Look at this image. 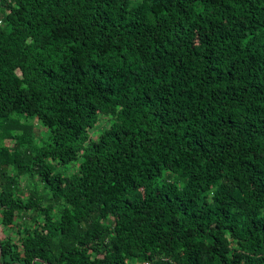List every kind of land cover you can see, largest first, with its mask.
Wrapping results in <instances>:
<instances>
[{
  "label": "trees",
  "instance_id": "1",
  "mask_svg": "<svg viewBox=\"0 0 264 264\" xmlns=\"http://www.w3.org/2000/svg\"><path fill=\"white\" fill-rule=\"evenodd\" d=\"M0 225L2 264H264V0H0Z\"/></svg>",
  "mask_w": 264,
  "mask_h": 264
},
{
  "label": "rangeland",
  "instance_id": "2",
  "mask_svg": "<svg viewBox=\"0 0 264 264\" xmlns=\"http://www.w3.org/2000/svg\"><path fill=\"white\" fill-rule=\"evenodd\" d=\"M30 122L34 123L35 125V130L39 133V135L41 137H43L41 140H43L45 137L48 136V130L46 127H44L38 120H35V119H30ZM109 125V120L107 118H102L100 121H99V124L97 125L96 127V130H92V135L95 136L97 135L100 130H102L104 127L108 126ZM72 167H75L74 164H72ZM0 228H1V225H0ZM2 231V234L3 235H8L10 232V230H0Z\"/></svg>",
  "mask_w": 264,
  "mask_h": 264
},
{
  "label": "water",
  "instance_id": "3",
  "mask_svg": "<svg viewBox=\"0 0 264 264\" xmlns=\"http://www.w3.org/2000/svg\"><path fill=\"white\" fill-rule=\"evenodd\" d=\"M1 256H2V245H1V241H0V264H2L1 263Z\"/></svg>",
  "mask_w": 264,
  "mask_h": 264
}]
</instances>
